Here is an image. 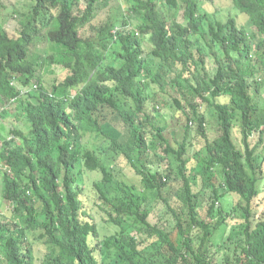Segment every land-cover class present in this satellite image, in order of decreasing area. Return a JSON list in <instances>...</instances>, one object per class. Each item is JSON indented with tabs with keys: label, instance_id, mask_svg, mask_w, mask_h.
Instances as JSON below:
<instances>
[{
	"label": "trees",
	"instance_id": "1",
	"mask_svg": "<svg viewBox=\"0 0 264 264\" xmlns=\"http://www.w3.org/2000/svg\"><path fill=\"white\" fill-rule=\"evenodd\" d=\"M98 1L29 0L23 10L9 7L0 17V118L29 127L25 132L18 122L0 143V199L10 211V217L0 213V264H36L37 244L52 249L47 264H264V218L255 225L251 220L264 177V155L251 141L254 132L259 143L264 135L258 100L264 91V0H231L246 19L240 25L234 17L206 20L198 0H184L182 22V0H125L121 18L94 23ZM9 16L17 20L15 36ZM129 18L141 20L132 28ZM36 35L46 40L43 55L59 66L58 75L36 74L39 64L29 54L41 39ZM198 66L200 78L194 75ZM152 86L173 88L184 100L169 102L186 115L176 149L145 111L156 95ZM220 96L226 101H216ZM197 98L214 109L212 137ZM105 109L128 130L129 151L104 129ZM192 131L203 145L187 173ZM87 134L100 143L84 142ZM121 155L143 188L166 204L176 220L172 231L150 225V211L120 176ZM169 155L182 182L178 208L162 196L175 167L160 170ZM201 168V188L213 197L206 212L195 183ZM84 176L91 178L85 183ZM224 194L238 196L226 214L217 206ZM99 219L114 232L100 237ZM195 229L208 235L205 247L204 236L198 243L192 236ZM149 238L154 249L145 248Z\"/></svg>",
	"mask_w": 264,
	"mask_h": 264
},
{
	"label": "rangeland",
	"instance_id": "2",
	"mask_svg": "<svg viewBox=\"0 0 264 264\" xmlns=\"http://www.w3.org/2000/svg\"><path fill=\"white\" fill-rule=\"evenodd\" d=\"M29 0H0V17L5 12L6 8L12 7V8H18L20 10H23L27 2ZM131 1V0H130ZM183 1V2H182ZM181 1V5L178 12V20L181 22L182 16L184 13V0ZM200 2V5L202 6L201 13L205 15V19L208 21H215L219 20L222 23H226L227 20L231 17H234L237 21V24H245L246 19L243 18V16L240 14L239 10L236 9L231 0H198ZM127 4V1L125 0H100L98 1L94 6V12L96 14V18L94 23H99L102 20L106 19L107 17H117L115 19L121 18L122 15V5ZM9 16L7 19V23L10 24V35L15 36L16 32L18 31V24H14L17 20H13ZM130 19V18H129ZM140 19H130L132 28L135 27L139 22ZM13 24V25H12ZM38 26H41L38 24ZM208 25H204L202 27L203 31H207ZM252 29V28H251ZM247 28L249 33H252L253 30ZM258 38L255 39L257 41L260 40L262 36L257 34ZM41 35H36L35 38H39ZM258 40V41H259ZM36 44L32 47H30V57L34 61H36L39 65L35 64V72L38 76L41 77H52L55 74L60 73L59 66H51L50 63L46 60L43 53L46 51L47 43L46 40L41 37L40 40L35 41ZM144 46H149L148 43H145ZM60 47V46H59ZM146 48V47H145ZM100 51H104L101 48ZM108 52V51H107ZM208 65V63H207ZM199 67V74L194 72V75L197 78H200V75H203V71L200 66ZM209 67V65H208ZM194 81L195 79L192 78ZM152 89L155 91L156 95L154 96V100L148 99V103L145 104V111L150 114V116H153L155 120L159 122L160 125L164 126L165 130L163 131V136L168 140L171 147L176 149L178 147V144H180L184 139V125L186 124V115L184 112L180 109H177L175 107H172L169 105V102L173 100L172 97H175L177 99H180L182 104L184 103V100L181 99V96L177 95V93L174 91L173 88H170L166 91H160L158 87L152 86ZM199 98H197L196 102L201 104L200 112L204 113L207 121V133L209 137H212L215 134V128L213 124L215 123L216 115L214 112V109L208 105L207 103H201L198 101ZM260 101L261 110L260 114L264 116V91L260 95V98L258 99ZM218 102H224L226 101V97H218L216 99ZM13 107V106H11ZM3 108V106L0 105V110ZM130 112H132L131 109H129ZM189 109H186V113L188 114ZM104 115H106V121H104V129H105L111 136L115 137L118 141V143L122 146V148L126 151L130 150L131 144L133 143L131 140V136L128 133V130L123 125L121 119L114 115L110 109H105L102 112ZM12 117L13 115L10 114ZM190 115V114H189ZM137 122V120H134ZM20 122V127L25 129V132L28 131V125L24 121H18ZM18 122L14 121L11 117H5L0 118V143L1 140L6 139L8 137L9 129L12 126H15L18 124ZM234 136L236 137V133H238L237 127L234 128ZM190 141L187 143V157L192 158L187 164V173L192 169L195 160V152L203 145V140L201 139V136L196 135L194 131L191 133ZM258 134L254 132V135L251 136V141L253 145L256 147V150L264 155V135L261 138V143L258 142ZM84 142L87 141L89 145L92 143L99 144V138L97 141H94V139H91V137L87 134L86 137L83 139ZM156 139H152L151 144H156ZM235 142L237 146H240V143L235 138ZM105 143L104 140L101 144ZM190 144V145H189ZM159 149V148H158ZM153 150V149H151ZM117 152V150H115ZM149 153V159L153 160V155L151 151H148ZM120 154V153H118ZM169 160V161H168ZM167 161H163L161 164L160 170L163 172H167L168 165L175 166L173 169V176L170 178V180L167 182L166 187L162 190V196L168 200L171 207L178 208L179 207V197L178 194L180 193V186L182 185L181 179L178 175V164L174 161V156L169 155ZM261 161L260 158L258 160ZM155 162V161H154ZM116 163H118L119 170L121 171V178H123L128 183V189L130 191V194L132 197L140 203L141 207H146L150 213L148 216V221L150 225H155L158 228L164 229L165 231H172L174 229L176 220L174 219V216L171 212L167 210L166 204L162 202L161 198L155 197L152 192L145 190L143 188V185L141 183L140 176H138L135 171L131 168V166L126 163L125 159H123L122 155L118 156L116 159ZM200 167V166H199ZM220 170V169H219ZM217 170V171H219ZM92 177H94V174H91ZM91 176H84L83 182H87L88 178H91ZM89 180V179H88ZM196 188L201 191V185H202V168L200 169L199 173L197 174V181ZM257 189H258V195L255 198L254 201H252V207L254 209V214L251 217L252 222L254 225L262 218H264V177L257 182ZM178 193V194H177ZM202 201H203V209L207 210L208 205L212 201V192L210 189H202ZM238 201L237 195H231V194H224L222 197H220V202L217 203L218 208H221L222 214H226V212L234 209V206H236V202ZM234 205V206H233ZM202 209V215L204 216V212ZM238 211V209H237ZM236 211V212H237ZM217 212V211H216ZM215 212V213H216ZM0 213H3L6 215V217H10V211L7 210V206L4 202L0 199ZM243 212L240 213L239 216H241ZM234 220H231L230 223H234ZM99 226V236L102 237L104 234H108L111 232H114L115 228L112 225H108L105 222H102L100 219L98 221ZM209 231L212 232V228H209ZM226 232L225 230L224 234L222 235V240L226 238ZM211 234V233H210ZM192 236H194L195 241L198 243L200 242L201 237L204 236V245L207 244L208 241V235L205 234L204 230L201 229H195L193 231ZM219 237V235H218ZM217 237V239H218ZM145 248L146 249H154L156 242L153 238H149L145 242ZM37 251V262L36 264H47L48 261L47 254H53L51 251L52 249L47 248V246H43L41 244H37L35 247ZM51 254V255H52Z\"/></svg>",
	"mask_w": 264,
	"mask_h": 264
},
{
	"label": "clouds",
	"instance_id": "3",
	"mask_svg": "<svg viewBox=\"0 0 264 264\" xmlns=\"http://www.w3.org/2000/svg\"><path fill=\"white\" fill-rule=\"evenodd\" d=\"M34 88H36V85L34 86Z\"/></svg>",
	"mask_w": 264,
	"mask_h": 264
}]
</instances>
